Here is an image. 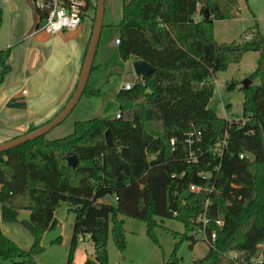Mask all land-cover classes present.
<instances>
[{"label":"trees","instance_id":"obj_1","mask_svg":"<svg viewBox=\"0 0 264 264\" xmlns=\"http://www.w3.org/2000/svg\"><path fill=\"white\" fill-rule=\"evenodd\" d=\"M85 1L95 23L98 0ZM123 1L120 57L144 60L154 72L131 89L119 90V118L78 121L66 137L48 140L45 135L0 153V259L37 264L45 250L42 238L60 226L56 211L65 202L75 214L67 264H74L79 241L87 236L95 256L83 264H109L110 230L118 249L125 251L120 216L144 221L154 238L158 217L184 224L181 241L163 264H181L176 251L184 239L191 248L198 243L194 222L200 216L209 220L208 251L193 264H264V35L257 29L245 31L240 42L214 38L215 21L238 17V0ZM206 9L209 19L203 18ZM48 12L38 8V26ZM3 18L0 5V28ZM248 52H258L260 59L249 76L251 86L243 88L244 122L220 118L209 108L214 76ZM10 55V49L0 51V82L11 71ZM256 79L260 82L254 85ZM235 87V82L229 86ZM85 94L100 91L87 85ZM108 130L113 146L106 140ZM226 135L219 156L213 149ZM246 152L255 159L240 158ZM69 157L76 159L74 166ZM192 185L204 190L197 194ZM108 197L115 202L103 201ZM22 211L30 212L28 219H19ZM2 223H19L33 237L31 247L11 239Z\"/></svg>","mask_w":264,"mask_h":264},{"label":"rangeland","instance_id":"obj_2","mask_svg":"<svg viewBox=\"0 0 264 264\" xmlns=\"http://www.w3.org/2000/svg\"><path fill=\"white\" fill-rule=\"evenodd\" d=\"M238 1L240 4L238 17L214 22V38L219 43L240 42L244 39V33L247 30L259 29L264 35V0ZM0 5L4 12L3 23L0 28V50L4 49V45L8 43L11 44L10 46L13 45L14 49L20 48L22 41L28 42L29 34L40 23L37 3L34 0H0ZM123 6V0H105L103 29L94 61V66L97 68L91 72L88 81L89 89L99 90L100 95H83L68 118L47 133L46 138L48 140H56L72 134L75 123L78 121L94 118L115 119L119 112L117 100L119 90L122 85L126 83L135 84L139 79L134 72L133 63L130 60L123 61L121 59L116 43V39L120 36L118 25L123 17ZM94 17V10L90 9L88 18L84 21H87L86 24L91 22L93 26ZM18 57L17 55L15 61L16 70L19 68L17 64L21 62ZM259 59L260 54L258 52H248L243 55L238 64L232 63L227 70L218 72L214 76V100L210 103L209 108L214 110L220 118L244 122V81L258 67ZM71 60L72 57L65 60L64 70L68 68ZM65 75L68 76L66 73ZM18 76L19 73L15 75V79H18ZM22 79L23 77H21ZM25 82L26 80L23 79L24 84ZM233 82L236 83V87L230 89L229 86ZM259 82V79H256L253 84H259ZM52 83L53 81L47 80V86L44 84L45 91L42 92L41 97L36 99L33 93L37 88H40V80L38 77L31 79L30 84L27 85L28 96L26 97L29 99L28 106L31 109H40L50 105L51 100L55 97L54 89L50 87ZM23 87L25 88L24 85ZM15 114V121L20 122L23 113L16 112ZM52 119L53 117L50 118V120ZM44 123V121L39 122L37 126ZM15 129L0 131V137L9 141L20 136L22 133L20 134V131ZM103 201L115 202L111 197L105 198ZM29 216V211H22L19 219H28ZM56 218L62 229V241L45 247V250L36 257L37 264H67L68 262L75 214L69 212V206L63 202L56 211ZM120 219L124 220L125 223L126 249L125 251L118 249L110 230L107 243L109 264H163L171 259L177 243L181 241L186 231L182 222L176 219L158 217L156 220L159 225L155 228L154 238L149 234L148 225L144 221L128 216H120ZM2 225L4 232L22 248L29 249L31 247L33 237L19 223L13 225L3 223ZM188 235L192 236L193 232H189ZM197 238H199L198 243L193 248L190 247L191 241L187 239L179 244L176 257L181 264H193L194 261L206 255L208 251L207 242L202 234H199ZM94 256V243L85 237L79 241L74 255V264H83L86 259H94ZM0 264L9 263L0 259Z\"/></svg>","mask_w":264,"mask_h":264},{"label":"crops","instance_id":"obj_3","mask_svg":"<svg viewBox=\"0 0 264 264\" xmlns=\"http://www.w3.org/2000/svg\"><path fill=\"white\" fill-rule=\"evenodd\" d=\"M86 23L87 21L83 20L78 28L64 29L56 34H48L42 30L43 23H41L40 26L36 25L35 30L29 34L28 42L22 41L20 48L14 49L15 47L10 46V43L4 45L2 50L10 49L11 52L9 60L11 71L0 82V131L16 128L15 130L20 131V134H24L29 128L37 126L39 122H47L50 118H55L68 103L78 83L92 34V23ZM17 55L21 62L17 64L19 68L16 70ZM68 57H72V60L66 71L64 63ZM130 61L133 63L134 60ZM1 69L0 65V72ZM18 73V79H15ZM21 77L26 80L25 84ZM37 77L40 80V88L34 91V98L41 97L42 92L45 91L44 84L47 86V80L53 81L50 87L54 89L55 97L49 106L31 109L28 106L29 99L26 98L27 85L30 84L31 79ZM16 112L23 113L20 122L14 119ZM2 142L5 140L0 137V143Z\"/></svg>","mask_w":264,"mask_h":264},{"label":"water","instance_id":"obj_4","mask_svg":"<svg viewBox=\"0 0 264 264\" xmlns=\"http://www.w3.org/2000/svg\"><path fill=\"white\" fill-rule=\"evenodd\" d=\"M104 11H105V0H98L97 15H96L94 27L92 29V34L90 37L88 49L83 61L78 83L68 103L64 106V108L58 113V115L55 118L50 120L48 123L43 124L35 131L24 133L14 139L0 143V153L8 151L9 149L24 144L35 138L47 135V133H49L52 129L62 124L68 118V116L73 112V110L75 109V107L77 106L78 102L80 101V99L84 94V91L90 79L92 68L94 66V61L97 55V49L99 46L101 32L103 29ZM210 16L211 14L209 9H206L203 14V18L209 19ZM133 69L135 74L139 78L147 77L154 72V68L144 60H134ZM251 83H252L251 79L248 78L247 80H245L244 89L247 90L251 86ZM106 140L109 146L114 145L113 136L110 130L106 132ZM246 156L250 161H253L255 159V155L251 152H246ZM68 161L73 166L76 163V159L74 157H69ZM60 237H62V229L60 226H58L54 230L47 232L43 236L41 241V246L47 247L48 245H51L52 243L57 241Z\"/></svg>","mask_w":264,"mask_h":264},{"label":"built area","instance_id":"obj_5","mask_svg":"<svg viewBox=\"0 0 264 264\" xmlns=\"http://www.w3.org/2000/svg\"><path fill=\"white\" fill-rule=\"evenodd\" d=\"M36 3L40 10L49 9L48 15L42 24V30L48 34H56L63 31L64 29L78 28L82 24L83 20L88 18L89 15V11L85 10L87 6L85 0H51V2H47L46 0H36ZM116 43L118 45L120 44L119 38L116 40ZM132 86V83H126L122 88L129 90ZM119 117L120 114L117 113L116 118ZM227 143L226 135L221 142H218L215 145L213 150L217 153V155L222 156L224 147L227 145ZM172 144H174V140H172ZM197 151L201 152V149L198 148ZM245 157H247L246 153L240 155V158L242 159ZM190 159L192 161H198L197 155L195 156V153H191ZM203 177H205V175H203ZM190 190L199 194L204 189L201 186L192 185ZM194 223L199 227L198 232L204 236L205 241L209 240L207 236L209 220L205 216H200ZM217 225H221V221H218ZM211 233V239L215 240L216 233L214 231ZM87 237L89 238V236ZM81 240L83 239H80V241Z\"/></svg>","mask_w":264,"mask_h":264}]
</instances>
